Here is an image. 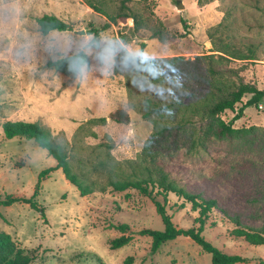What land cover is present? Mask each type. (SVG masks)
I'll return each mask as SVG.
<instances>
[{
	"label": "rangeland",
	"instance_id": "obj_1",
	"mask_svg": "<svg viewBox=\"0 0 264 264\" xmlns=\"http://www.w3.org/2000/svg\"><path fill=\"white\" fill-rule=\"evenodd\" d=\"M92 1L111 13L121 4ZM127 3L144 27L136 29L130 17L103 29L108 18L86 0H0V199L31 197L40 182L36 200L43 208L1 205L0 228L33 251L30 264H212L211 254L185 236L153 251L152 238L139 231L164 227L155 203L136 188L110 184L160 168L219 202L204 230L209 241L250 258L239 264H264V245L247 234L264 229V102L233 122L252 129L244 138L215 135L241 103L208 114L242 82L264 88V0ZM44 14L72 29L42 34L37 18ZM79 51L88 60L75 74L46 66ZM119 108L130 123L90 121ZM6 120L50 129L93 191L81 195L62 169L40 179L56 160L33 139H6ZM152 135L160 142L147 147ZM166 207L178 226L197 224L198 210L184 198L170 193ZM121 223L129 230L117 229ZM123 234L128 243L113 249L111 240Z\"/></svg>",
	"mask_w": 264,
	"mask_h": 264
},
{
	"label": "trees",
	"instance_id": "obj_2",
	"mask_svg": "<svg viewBox=\"0 0 264 264\" xmlns=\"http://www.w3.org/2000/svg\"><path fill=\"white\" fill-rule=\"evenodd\" d=\"M88 5L95 11L105 15L109 22H107L103 29L110 27L112 23L118 22V20L133 18L135 22V28L140 29L144 27V21L138 18V15L132 11V8L128 5V0H121L119 11L111 13L107 11L100 4L95 3L92 0H86ZM39 30L42 34L47 35L52 31H66L72 29L71 24L60 19L52 14H44L37 18ZM95 35L98 34L99 29L94 28L92 31ZM155 37L159 35L155 33ZM244 58V57H237ZM88 57L84 51L61 57L56 60H49L46 66L61 70L68 73H77L86 64ZM249 95L247 101H243V98ZM264 102V88L258 87L254 83L242 82L238 85L237 89L233 90L228 97L220 99L214 103L209 109V116H216L227 109L235 110L236 105L241 103V106L237 110V114L234 118L226 123L221 121L219 126L215 129V135L218 138H244L251 132V128H237L233 126V122L244 115V111L248 106L258 107ZM108 120L130 123L131 116L126 109L119 108L111 112L108 116L94 117L90 121L97 123H106ZM4 137L11 139L14 137H22L27 139H33L40 147L46 149L48 154L56 160V165L46 168L41 171L40 179L48 175L51 171L62 169L67 180L74 184L80 191L81 195H87L93 191V187L90 183L84 181L82 175L74 171L71 163L69 162V153L67 147L58 142L50 129L43 126L38 122L26 121V120H6L2 124ZM159 140L152 135L147 147L150 144H159ZM148 168V167H147ZM157 175L153 170L148 168V175L143 177H124L118 179H111L110 184L115 190L123 191L128 188H136L144 195L150 197L156 205L157 212L159 213L164 227L162 229L156 228H143L139 232L143 235H148L152 238V250L157 251L165 242L174 240L178 237L185 236L194 240L205 252L211 254L212 264H239L250 261L249 257H245L237 253H229L223 249L214 245L209 241L205 235L204 230L206 228L207 221L210 217V212L213 208H218L219 202L214 198H206L201 194L191 192L185 187L176 184L170 180L168 176L160 168H156ZM37 189L31 197L15 196L8 194L4 199H0L1 205H11L15 202H24L30 204L37 210H43L36 196L39 193L40 182L37 185ZM174 193L177 196L184 198L186 201L192 204L195 210H198L199 215L196 217V225L191 227H180L172 218V215L168 213L166 203L168 201V195ZM161 196L163 197L161 199ZM239 221V220H238ZM240 222V221H239ZM117 229L126 232L129 230V225L121 223L115 225ZM248 240L257 245H264V229L253 233H247ZM129 238L123 234L111 240V247L113 249L122 247L127 244ZM96 257V253H90ZM100 259V257H98ZM34 259L33 251L27 249L21 245L10 233L0 228V264H30Z\"/></svg>",
	"mask_w": 264,
	"mask_h": 264
},
{
	"label": "clouds",
	"instance_id": "obj_3",
	"mask_svg": "<svg viewBox=\"0 0 264 264\" xmlns=\"http://www.w3.org/2000/svg\"><path fill=\"white\" fill-rule=\"evenodd\" d=\"M165 72H168V70H167V69L163 70L162 75H163ZM173 74H174V75H179V74H181V73H180L179 69H177V70H176V73H173Z\"/></svg>",
	"mask_w": 264,
	"mask_h": 264
},
{
	"label": "built area",
	"instance_id": "obj_4",
	"mask_svg": "<svg viewBox=\"0 0 264 264\" xmlns=\"http://www.w3.org/2000/svg\"><path fill=\"white\" fill-rule=\"evenodd\" d=\"M260 106L263 107V104L261 103Z\"/></svg>",
	"mask_w": 264,
	"mask_h": 264
},
{
	"label": "water",
	"instance_id": "obj_5",
	"mask_svg": "<svg viewBox=\"0 0 264 264\" xmlns=\"http://www.w3.org/2000/svg\"><path fill=\"white\" fill-rule=\"evenodd\" d=\"M181 6V3L179 4V7Z\"/></svg>",
	"mask_w": 264,
	"mask_h": 264
}]
</instances>
